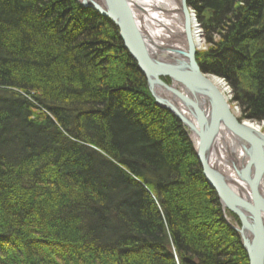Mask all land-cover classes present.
<instances>
[{
	"label": "trees",
	"instance_id": "obj_1",
	"mask_svg": "<svg viewBox=\"0 0 264 264\" xmlns=\"http://www.w3.org/2000/svg\"><path fill=\"white\" fill-rule=\"evenodd\" d=\"M188 7L202 72L264 121V0ZM0 264H250L185 125L77 0H0Z\"/></svg>",
	"mask_w": 264,
	"mask_h": 264
},
{
	"label": "water",
	"instance_id": "obj_2",
	"mask_svg": "<svg viewBox=\"0 0 264 264\" xmlns=\"http://www.w3.org/2000/svg\"><path fill=\"white\" fill-rule=\"evenodd\" d=\"M77 1L118 28L123 45L147 78L157 105L190 130L206 181L218 194L221 205L239 217L241 227L237 223L232 226L242 239L250 264H264V135L233 115L214 80L202 72L196 59L188 0H177L184 37L176 41L169 28L156 22L161 9H147L153 0ZM160 28L167 34L161 36L157 32ZM168 34L179 45H171ZM159 73L171 78L172 84L165 83ZM223 128L239 143L244 152L242 161L225 162L221 158L217 143Z\"/></svg>",
	"mask_w": 264,
	"mask_h": 264
},
{
	"label": "bare ground",
	"instance_id": "obj_3",
	"mask_svg": "<svg viewBox=\"0 0 264 264\" xmlns=\"http://www.w3.org/2000/svg\"><path fill=\"white\" fill-rule=\"evenodd\" d=\"M167 5L169 8L165 7V3L162 2L161 0H153L151 1V4L147 5V9L150 11L151 8L154 9V7L157 9L159 8V6H163V8L167 11V12H162L161 10L159 11V13L156 14V22H161L163 25H165V28H169L171 30V33H173L172 39H175V41L177 39H179L178 37L180 36L181 38L184 37L183 35V18L178 10L179 8V4L177 3V0H166ZM175 5H174V4ZM165 6V7H164ZM161 9V8H160ZM158 19V20H157ZM155 22V23H156ZM158 23H156L157 25ZM193 29L195 30V40L196 43L199 40V36L197 35V31H196V27L193 26ZM164 30V29H163ZM165 31V30H164ZM157 32H160L162 34H160L161 36L167 34V33H163L162 28L158 29ZM169 36V34L167 35ZM176 36V37H175ZM167 39V38H166ZM171 39V36L168 37L167 40H170V44L171 45H179L177 42L173 41ZM215 85H217L218 89L220 90V92L222 93V95H225V91L222 88V85L219 82H215ZM246 126L253 128L254 130H256L258 133H262L263 130H261V128L258 127H254L252 124L248 123L246 124ZM264 135V132L262 133ZM219 141L217 143V148L219 150V154L221 156L222 159L225 160H231V159H235V160H243L244 157V152L240 149V145L239 143H236V140L227 132V130H225L224 128L220 130L219 132ZM225 161V162H227Z\"/></svg>",
	"mask_w": 264,
	"mask_h": 264
},
{
	"label": "rangeland",
	"instance_id": "obj_4",
	"mask_svg": "<svg viewBox=\"0 0 264 264\" xmlns=\"http://www.w3.org/2000/svg\"><path fill=\"white\" fill-rule=\"evenodd\" d=\"M148 3V2H147ZM174 4V3H173ZM167 5V2L165 3V6ZM175 5V4H174ZM164 6V7H165ZM159 8H161V11H165V9L166 8H169L168 7V5L165 7V9L163 8V6H160ZM167 10V9H166ZM189 10H190V13H191V17H192V21H193V26H195L197 29H196V31L198 32L197 33V35L199 36V40L197 41V53L196 54H198V53H200L201 51H203V50H206L207 49V47H208V44H207V42H205V39H204V32H202V29H201V26H200V24H199V22L197 21V19H196V14H195V11L194 10H192L191 8H189ZM192 31L194 32V36H195V30L192 28ZM196 59H197V57H196ZM206 75H208V74H206ZM210 76V78L212 79V80H214V82H219L221 85H222V88L224 89V91H225V95H224V97L226 98V100H227V102H228V105L230 106V108H231V111H232V113H233V115L236 117V118H238L241 122H243V123H245V124H248V123H250V124H252L254 127H258V128H261V130H263V132H264V121H258V122H252L251 120H243V117H242V107L238 104V102H235V100H234V95H233V92H232V89H231V87L227 84V82L225 81V79H222V78H220V77H218V76H215V75H209ZM170 79V84H172V80H171V78H169ZM163 80V79H162ZM164 81V80H163ZM165 82V81H164ZM166 83V82H165ZM170 84H168V85H170ZM149 87V86H148ZM167 111V110H166ZM170 114H172V113H170ZM173 115V114H172ZM174 116V115H173ZM175 117V116H174ZM182 124H184L183 122H182ZM185 125V124H184ZM185 127H186V125H185ZM186 129L188 130V128L186 127ZM262 132V133H263ZM188 134H189V140L192 142V146H193V151H195L194 150V148H195V141H193V139L191 138V132H190V130H188ZM195 153H196V151H195ZM200 165H201V163H200ZM202 167V166H201ZM204 175H205V173H204ZM206 178V177H205ZM211 187V186H210ZM212 188V187H211ZM215 194H216V192H215ZM217 197H218V199H219V196H218V194H217ZM219 203H220V200H219ZM220 205H221V203H220ZM222 206V205H221ZM222 209H223V211H224V213H225V215H226V217H227V221H228V223H229V225H231L232 226V224L233 225H235L236 226V224L235 223H237V225L238 226H240L241 227V223H240V219H239V221H237V219L235 218V216H233V215H230L229 213H231V214H234L233 212H231V211H229V210H225L224 208H223V206H222ZM235 215V214H234ZM238 217V216H237ZM239 218V217H238ZM233 227V226H232ZM234 228V227H233ZM240 237V236H239ZM241 239V238H240ZM241 245L243 246V244H242V239H241ZM245 248V247H244ZM246 250V249H245ZM246 252H247V250H246ZM247 256H248V252H247ZM249 260H250V258H249Z\"/></svg>",
	"mask_w": 264,
	"mask_h": 264
}]
</instances>
